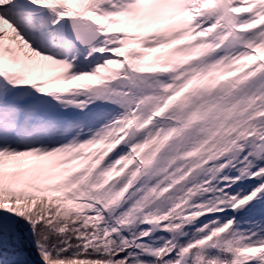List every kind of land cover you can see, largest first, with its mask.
I'll list each match as a JSON object with an SVG mask.
<instances>
[{"label":"snow or ice","instance_id":"obj_1","mask_svg":"<svg viewBox=\"0 0 264 264\" xmlns=\"http://www.w3.org/2000/svg\"><path fill=\"white\" fill-rule=\"evenodd\" d=\"M0 264H264V0H0Z\"/></svg>","mask_w":264,"mask_h":264}]
</instances>
